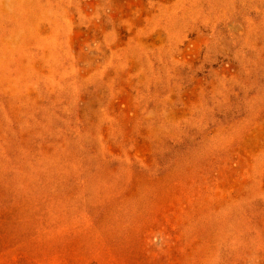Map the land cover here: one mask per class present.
Instances as JSON below:
<instances>
[{"label":"rangeland","instance_id":"rangeland-1","mask_svg":"<svg viewBox=\"0 0 264 264\" xmlns=\"http://www.w3.org/2000/svg\"><path fill=\"white\" fill-rule=\"evenodd\" d=\"M58 1L0 62V264H264V0Z\"/></svg>","mask_w":264,"mask_h":264},{"label":"bare ground","instance_id":"bare-ground-1","mask_svg":"<svg viewBox=\"0 0 264 264\" xmlns=\"http://www.w3.org/2000/svg\"><path fill=\"white\" fill-rule=\"evenodd\" d=\"M61 9L58 0H0V62L13 64L20 59L29 65L47 48L53 52ZM25 97L21 93L17 99Z\"/></svg>","mask_w":264,"mask_h":264}]
</instances>
